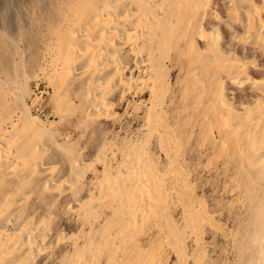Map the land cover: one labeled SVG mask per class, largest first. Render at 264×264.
Returning a JSON list of instances; mask_svg holds the SVG:
<instances>
[{"label":"bare ground","instance_id":"6f19581e","mask_svg":"<svg viewBox=\"0 0 264 264\" xmlns=\"http://www.w3.org/2000/svg\"><path fill=\"white\" fill-rule=\"evenodd\" d=\"M216 1L221 14L214 0H35L32 9L45 17L48 32L39 70L56 99L67 97L75 85L81 113L95 121L116 92L124 99L148 91L142 127L148 134L157 131L165 163L158 168L148 156L147 141H126L119 154L108 147L100 159L102 171L89 181L83 198L76 194L78 176L71 169L56 200L70 197L65 212L78 235L72 242L49 223L56 180L46 163L53 141L45 123L27 115L23 103L6 113L0 104V264H50L60 244L65 245L60 264H122L134 245L124 237L126 232L161 228L168 221L174 225L170 214L179 206L182 173L162 110L165 76L175 61L186 62L179 82L209 125L203 145L215 137L212 145L226 154L228 190L237 195L242 214L237 262L264 264V73L251 78L246 58L214 48L222 25L235 27L232 38L250 45L253 55L263 52L264 7L254 0ZM243 84L246 100L232 103L228 85ZM7 85L1 99L24 102V94L14 93L16 84L13 90ZM229 234L220 233L224 240ZM120 245L124 248L118 249Z\"/></svg>","mask_w":264,"mask_h":264},{"label":"rangeland","instance_id":"374dc122","mask_svg":"<svg viewBox=\"0 0 264 264\" xmlns=\"http://www.w3.org/2000/svg\"><path fill=\"white\" fill-rule=\"evenodd\" d=\"M217 2L214 0V6L221 14ZM254 2L264 7V0ZM34 4L35 0H0V99L5 94L6 84L12 90L15 88L16 95H29L24 96V102L16 97L8 100L5 96L0 100L1 112H10L25 104L27 115L45 123L53 141L49 145L46 163L53 168L56 180L54 202L48 210L49 223L52 229L62 230L64 236L74 242L78 238L77 230L65 212L70 197L65 194L56 200L63 188L62 182L69 181L71 169L76 170L78 176L76 194L83 198L90 190L89 181L102 171L100 159L108 147H113L119 154L126 141L136 144L147 141L146 152L154 158L158 168L165 163V156L157 145V131L152 130L148 134L142 127L147 120L146 110L150 103L148 91L129 93L124 99H120V92H116L110 97V107L96 115L95 121L81 113L75 99L79 89L77 92L75 85L70 86L67 97L56 99L39 70L48 32L45 17L32 9ZM262 18L264 20V13ZM210 21L216 24L214 20ZM234 28L220 25L221 37L214 48L230 49L236 56L246 58L248 75L257 79L264 73V51L253 55L250 45L234 41L231 36ZM186 69L184 61L178 64L175 61V66L169 68L163 97L164 124L174 139L171 149L178 161L183 184L179 206L170 214L174 225L168 221L162 223L161 228L147 226L133 233L126 232L124 237L132 240L134 245L122 264H247L238 263L236 259L239 248L237 228L242 214L237 195L228 190L231 173L226 171L229 166L226 154L223 148L212 145L218 141L215 137L203 145V133L209 130V125L199 110L201 108L192 107L191 96L184 92L179 82ZM197 81L201 88L205 86L203 80ZM230 86L228 96L231 102H244L247 85ZM201 104L205 105L204 102ZM160 129L161 126L158 127ZM76 165L78 169H75ZM243 180H246L244 176ZM34 191L39 193V184L34 186ZM187 211L190 216L186 215ZM160 230H163L162 234H159ZM227 232L230 233L229 239H222L221 236ZM64 247V244L55 247V259L50 264H60Z\"/></svg>","mask_w":264,"mask_h":264}]
</instances>
